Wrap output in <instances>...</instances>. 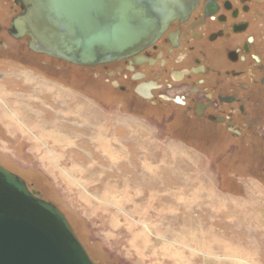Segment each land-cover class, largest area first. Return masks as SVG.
<instances>
[{
  "label": "rangeland",
  "instance_id": "1",
  "mask_svg": "<svg viewBox=\"0 0 264 264\" xmlns=\"http://www.w3.org/2000/svg\"><path fill=\"white\" fill-rule=\"evenodd\" d=\"M27 63L44 77L23 74L28 83L53 79L60 99L54 107L13 92L17 76L0 79V166L62 213L93 264H264V167L248 150L202 146L164 114L119 103L102 74ZM60 105L73 112L44 107ZM20 114L25 129L10 118ZM53 129L63 138L41 139Z\"/></svg>",
  "mask_w": 264,
  "mask_h": 264
},
{
  "label": "flooded vegetation",
  "instance_id": "2",
  "mask_svg": "<svg viewBox=\"0 0 264 264\" xmlns=\"http://www.w3.org/2000/svg\"><path fill=\"white\" fill-rule=\"evenodd\" d=\"M184 1L183 12L134 56L78 68L30 51L26 37L14 38L10 24L22 13L20 2L0 0V79L17 76L23 83L13 92L38 95L55 107L60 98L59 89L49 87L54 80L30 85L23 74L43 76L27 62L52 73L85 70L94 80L102 74L119 103L133 100L164 114L169 125L196 133L202 146L218 145L233 154L246 149L253 157L248 161L264 167V0ZM86 101L92 106L89 97ZM44 107L62 116L73 112L62 105Z\"/></svg>",
  "mask_w": 264,
  "mask_h": 264
},
{
  "label": "water",
  "instance_id": "3",
  "mask_svg": "<svg viewBox=\"0 0 264 264\" xmlns=\"http://www.w3.org/2000/svg\"><path fill=\"white\" fill-rule=\"evenodd\" d=\"M12 36L82 67L134 56L183 12L184 0H19ZM0 264H93L62 213L0 166Z\"/></svg>",
  "mask_w": 264,
  "mask_h": 264
},
{
  "label": "bare ground",
  "instance_id": "4",
  "mask_svg": "<svg viewBox=\"0 0 264 264\" xmlns=\"http://www.w3.org/2000/svg\"><path fill=\"white\" fill-rule=\"evenodd\" d=\"M35 53V52H34ZM37 54H40V53H37ZM43 55V54H42ZM71 65H73V64H71ZM74 66H76V65H74ZM76 67H82V66H76ZM83 68H86V67H83ZM1 90V89H0ZM4 94V93H3ZM14 94V93H13ZM5 95V94H4ZM6 96V95H5ZM7 97V96H6ZM10 97V96H9ZM3 98V97H2ZM6 99V98H5ZM11 100V99H10ZM30 100V99H29ZM3 101H4V99H3ZM6 101V100H5ZM8 101V103H9V100H7ZM6 101V102H7ZM31 102V101H30ZM19 104H21V102L19 103ZM23 104V103H22ZM4 105V104H3ZM10 105H12V104H10ZM14 105H16V104H14ZM15 106H13V108H14ZM22 107H25V106H22ZM32 107V106H31ZM3 108V107H2ZM28 108H30V107H28ZM2 110V109H1ZM15 110V109H14ZM7 111V110H6ZM13 111V110H12ZM18 111V110H17ZM16 112V111H15ZM4 113V112H3ZM13 113V112H12ZM19 113V112H18ZM14 115V114H13ZM13 115L10 117L12 120H16V124L19 126V127H23L24 129H25V125L27 124H25V125H23L20 121H22V119H21V114H20V116H18L17 118H15V117H13ZM26 120V119H25ZM10 121V120H9ZM28 121H30V120H28ZM23 122H25V121H23ZM7 123V122H6ZM13 123V122H12ZM36 123H38V122H36ZM9 124V123H8ZM10 125V124H9ZM34 124H32L31 125V128H32V126H33ZM4 126V125H3ZM42 126V125H41ZM45 126V125H44ZM14 127V126H13ZM30 127V126H29ZM46 128V127H45ZM45 128H41L42 130H44ZM53 128V127H52ZM56 128V127H55ZM33 129V128H32ZM39 131V130H38ZM57 131V129L56 130H50V131H48V132H45L44 131V133H48V134H44V135H42L41 137V139H45V137H46V135L48 136V138L51 140V141H57V138H63V137H60L59 136V134H58V132H56ZM39 132H43V131H39ZM18 133H19V131H18ZM56 133V134H55ZM55 134V135H54ZM39 138V137H38ZM38 138H36L37 139V141H40L41 139L39 138V140H38ZM65 180H67L66 178H65ZM67 182V181H66ZM115 195V194H114ZM113 195V197L111 198V200L110 201H114V200H116V198H115V196ZM149 197H150V199L151 198H153V195H151L150 193H149V195H148ZM150 199H148V201L149 202H146V203H144L145 205H144V207H147V209H150V208H152V203H151V200ZM130 202V201H129ZM129 202H128V200H124V203L125 204H129ZM157 202H158V199H157ZM156 202V203H157ZM161 206H162V204H161ZM162 207H165V206H162ZM162 215V214H161ZM160 215V216H161ZM157 216H159L158 214H157ZM160 222H161V224H162V221L160 220Z\"/></svg>",
  "mask_w": 264,
  "mask_h": 264
},
{
  "label": "crops",
  "instance_id": "5",
  "mask_svg": "<svg viewBox=\"0 0 264 264\" xmlns=\"http://www.w3.org/2000/svg\"><path fill=\"white\" fill-rule=\"evenodd\" d=\"M98 131H99V129H98ZM105 143H106V140H105ZM107 144V143H106ZM108 145V144H107ZM103 147H106V146H103ZM106 154V153H105ZM106 155H108V154H106ZM148 169V168H147ZM150 172H148V174H149Z\"/></svg>",
  "mask_w": 264,
  "mask_h": 264
}]
</instances>
